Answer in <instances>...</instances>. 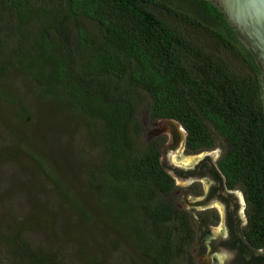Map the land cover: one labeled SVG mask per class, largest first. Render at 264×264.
Masks as SVG:
<instances>
[{"label":"trees","instance_id":"trees-1","mask_svg":"<svg viewBox=\"0 0 264 264\" xmlns=\"http://www.w3.org/2000/svg\"><path fill=\"white\" fill-rule=\"evenodd\" d=\"M182 1L189 11L158 0H0V99L10 98V74H21L37 85V99L102 122L107 182L94 190L107 218L132 237L140 259L130 264H196V229L169 198L175 181L160 162L162 141L135 145L138 90L152 120L185 129L188 153L215 147L214 131L225 140L219 166L245 193V240L264 250L260 71L218 8ZM82 17L97 33L78 24ZM7 244L15 263L73 264L22 240Z\"/></svg>","mask_w":264,"mask_h":264},{"label":"rangeland","instance_id":"rangeland-1","mask_svg":"<svg viewBox=\"0 0 264 264\" xmlns=\"http://www.w3.org/2000/svg\"><path fill=\"white\" fill-rule=\"evenodd\" d=\"M189 11L182 0H158ZM87 32L97 33L98 24L79 18ZM0 99V264L14 262L7 241H24L32 248L55 253L73 264H130L140 259L126 229L115 227L101 207L94 188L104 185L103 125L62 109L52 100H39L38 87L25 75L10 74ZM135 124L140 133L135 145L143 148L162 141L160 162L173 177L170 199L186 211L196 229L191 255L196 264H234L226 251L213 254L210 238L203 232L193 208L203 202L208 183H193L182 173L194 171L200 157L183 147L185 133L174 120L154 121L149 115V97L138 90ZM216 148L225 151L226 142L214 131ZM41 163V166L37 161ZM49 173L51 178L47 176ZM53 180L67 191L60 193ZM219 230L209 233L218 236ZM216 257V259H214Z\"/></svg>","mask_w":264,"mask_h":264},{"label":"flooded vegetation","instance_id":"flooded-vegetation-1","mask_svg":"<svg viewBox=\"0 0 264 264\" xmlns=\"http://www.w3.org/2000/svg\"><path fill=\"white\" fill-rule=\"evenodd\" d=\"M168 120L159 119L156 121ZM182 127V126H181ZM183 140V147L186 148L187 132ZM195 154L199 157L203 155L197 163L194 171H188L181 174L182 177L190 178L193 183H202L205 180L208 183L205 192H199V196L203 195V202L199 206L193 208L197 214L199 227L203 232V239L210 238L211 250L215 252L224 250L231 256L234 264H264L262 260L252 259L242 249L235 238L238 236L248 247L245 240V232L249 224L248 203L245 193L241 187H230L227 184L226 178L219 166V162L224 154V151L216 148L203 149ZM212 229L219 230L218 236L209 233ZM250 248V247H249ZM255 254L264 256V250L255 251L250 248ZM216 259V257H214Z\"/></svg>","mask_w":264,"mask_h":264},{"label":"water","instance_id":"water-1","mask_svg":"<svg viewBox=\"0 0 264 264\" xmlns=\"http://www.w3.org/2000/svg\"><path fill=\"white\" fill-rule=\"evenodd\" d=\"M204 1L218 8L237 39L253 56L260 71L264 99V0ZM235 238L250 258L264 261V256L255 254L238 236Z\"/></svg>","mask_w":264,"mask_h":264}]
</instances>
